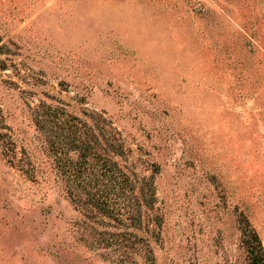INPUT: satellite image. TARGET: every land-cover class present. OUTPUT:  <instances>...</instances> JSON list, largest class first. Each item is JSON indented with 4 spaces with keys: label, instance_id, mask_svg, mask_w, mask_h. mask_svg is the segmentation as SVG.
<instances>
[{
    "label": "rangeland",
    "instance_id": "1",
    "mask_svg": "<svg viewBox=\"0 0 264 264\" xmlns=\"http://www.w3.org/2000/svg\"><path fill=\"white\" fill-rule=\"evenodd\" d=\"M70 117L154 173L152 264H251L240 218L264 251V0H0V264H124L60 177Z\"/></svg>",
    "mask_w": 264,
    "mask_h": 264
},
{
    "label": "trees",
    "instance_id": "2",
    "mask_svg": "<svg viewBox=\"0 0 264 264\" xmlns=\"http://www.w3.org/2000/svg\"><path fill=\"white\" fill-rule=\"evenodd\" d=\"M99 121L87 125L70 117L62 125L67 131L66 145L53 143L54 151L59 153L60 177L68 183L67 195L74 203L94 206L99 218L105 217L100 219L102 223L116 227L115 230H94L95 241L102 248L110 249L117 261L124 264H133L136 255L141 254L152 264L151 245L135 229L154 233L150 224L159 222L158 214L154 212V173L132 177L119 162V158H125L127 153L119 131L103 119ZM4 135L0 134V137ZM70 150L78 152L77 158L68 155ZM239 220L250 263L264 264V251L256 232L246 219Z\"/></svg>",
    "mask_w": 264,
    "mask_h": 264
}]
</instances>
